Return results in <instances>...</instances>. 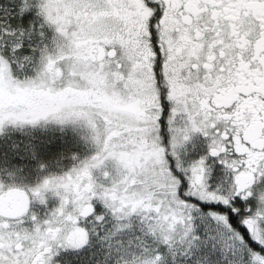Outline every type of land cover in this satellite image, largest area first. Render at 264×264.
Listing matches in <instances>:
<instances>
[{
    "label": "snow or ice",
    "instance_id": "snow-or-ice-1",
    "mask_svg": "<svg viewBox=\"0 0 264 264\" xmlns=\"http://www.w3.org/2000/svg\"><path fill=\"white\" fill-rule=\"evenodd\" d=\"M0 264H264V0H0Z\"/></svg>",
    "mask_w": 264,
    "mask_h": 264
}]
</instances>
